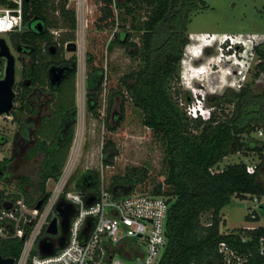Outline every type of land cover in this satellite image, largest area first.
<instances>
[{
    "label": "trees",
    "instance_id": "obj_1",
    "mask_svg": "<svg viewBox=\"0 0 264 264\" xmlns=\"http://www.w3.org/2000/svg\"><path fill=\"white\" fill-rule=\"evenodd\" d=\"M0 2L3 4L4 0ZM95 3L99 5V13L91 22L94 29L101 32L117 29L107 43L108 53L115 46H124L138 67L114 81L92 54L86 53V86L93 89L87 110L94 118H99L97 109L101 108L104 95L106 106L102 121L108 132H115L123 124L127 110H131L138 116L140 125L159 143L162 152V180L151 179L147 170L134 168L130 174L105 178L107 190L113 198H119L113 195V188L127 187L130 193L167 199V244L158 264H221L218 253L221 242L246 251L251 245L242 244L239 235L220 232L224 225L221 213L235 199L259 200L264 196V181H260L264 156L263 161L254 166L253 173L247 172L244 162L227 165L221 170L216 167L224 158L236 153L262 155L264 142L251 135L257 132L264 135V88L255 93L246 85L238 91L227 90L214 99L213 105L221 108V113L226 105L232 106L230 114L223 118L216 112L208 119L188 116L177 101L178 92H172V88L180 80L183 50L189 42L187 25L191 16L208 8L205 0H95ZM67 5L68 0H23V24L39 18L51 31H63L60 34L63 44H72L76 42V17ZM253 50L260 61L255 75L258 76L264 72V45ZM74 83L69 105L75 94ZM117 97L121 104L113 118L116 124L111 125L110 111ZM72 136L74 134L69 133L65 150L57 161L51 159L46 163L41 197L46 194V183L55 181L60 175L72 146ZM243 137L247 139L244 141ZM108 149L115 151L111 140L102 148L105 165H111L114 159ZM77 170L71 177L74 189L83 195L97 193L99 172L90 170L79 174ZM116 194L121 195V190L117 189ZM48 196L47 192L46 199ZM24 203L34 208L27 199ZM259 210L264 216V206ZM258 217L256 214L253 220ZM246 219L252 220L249 214ZM238 231L243 234L242 229ZM263 232L264 228H257L247 234L256 238ZM22 249L19 239L0 240L3 258L16 262ZM35 254L33 250L32 255Z\"/></svg>",
    "mask_w": 264,
    "mask_h": 264
},
{
    "label": "rangeland",
    "instance_id": "obj_2",
    "mask_svg": "<svg viewBox=\"0 0 264 264\" xmlns=\"http://www.w3.org/2000/svg\"><path fill=\"white\" fill-rule=\"evenodd\" d=\"M77 2L78 0H68L67 7L74 13L78 6ZM205 2L208 8L191 16L187 25L186 35L189 42L183 50L180 80L173 85L172 92H178L177 101L188 116L192 118L201 116L203 119H208L212 113L216 112L218 117L223 118L225 114H230L232 106L226 105L223 107L224 113H221V108L213 105L214 99L227 90L238 91L246 85L250 86L255 93L264 88V72L255 76L260 61L253 50L256 46L264 45V0H205ZM98 8L99 5L95 3V0H85L81 18L75 13V40L79 42L78 44L75 42L77 45L75 54L77 122L72 144L80 146L76 155L75 170L78 169L79 174L90 170L98 171L99 174L103 173L105 178H108L115 174H130L132 169L142 168L149 172L151 179L162 180L160 177L161 147L150 131L140 125L139 118L134 112L128 109L123 124L118 126L115 132H108L102 121L106 106L104 95L102 106L97 109L99 118H94L93 113L87 110L86 53L92 54L96 63L102 66L106 74L114 81H118L124 74L138 67V63L129 57L124 46H115L113 51L108 53L107 43L117 29L112 32L94 29L91 22L98 15ZM79 23L81 31L78 28ZM62 32L59 30L53 35L58 37ZM1 37L10 43L13 33L4 34ZM225 38H228L227 46L221 53L218 44ZM134 40L137 41L136 38ZM3 71L4 67L0 71V78ZM120 104L119 97L113 100L110 111L111 125L116 124L113 118L119 112ZM4 125V130L8 133L12 127L11 119L0 118V128ZM251 137L264 142V135L261 132L253 133ZM243 138L244 141L247 139ZM107 140H111L115 147V151L108 149V152L114 155L111 165H105L102 162L104 157L102 148ZM5 156L6 152L0 151V159ZM263 156L264 151L262 155L252 152L236 153L224 158L216 170L239 162H244L247 166H257L263 161ZM260 172V181H264V165ZM5 190L14 191L12 187ZM262 206H264V196L258 201L255 198L235 199L231 205L222 210L224 225L220 227V232L228 233L264 227V216L259 210ZM19 210L20 214H25V210L30 209L26 205L25 207L20 205ZM251 212L257 214L258 219H246V215ZM139 247L144 250L142 245ZM116 257L123 259L119 254Z\"/></svg>",
    "mask_w": 264,
    "mask_h": 264
},
{
    "label": "built area",
    "instance_id": "obj_3",
    "mask_svg": "<svg viewBox=\"0 0 264 264\" xmlns=\"http://www.w3.org/2000/svg\"><path fill=\"white\" fill-rule=\"evenodd\" d=\"M84 2H77L75 13L79 18ZM22 26L23 0L0 2V37L17 33ZM80 26L79 23L81 31ZM52 33L56 34V31ZM76 42L78 44L79 40ZM79 148V145L72 144L60 175L55 181H48L49 196L39 210L29 208L25 214H20L19 206L25 207L22 201L5 200L10 208L0 210V240H20L24 237L20 258L14 264H158L167 244V199L140 193L113 198L106 188L103 173L100 174L97 193L83 195L76 191L71 177ZM254 170V166H247L248 173ZM87 197L94 199L90 206L85 205ZM61 199L76 209V215L70 220L65 246L57 249L52 256L41 257L37 252V243L46 236V229L56 216L55 206ZM249 215L253 220L255 214L251 212ZM88 219L92 220V227L83 237L82 231ZM257 228L264 227L242 229L243 234L228 232L239 235L242 244L251 246L241 251L226 242L219 243L221 264H264V232L256 238L247 234ZM140 245L144 250L140 249ZM121 248L127 251L128 258L116 257L122 252ZM33 250L35 255H32Z\"/></svg>",
    "mask_w": 264,
    "mask_h": 264
},
{
    "label": "flooded vegetation",
    "instance_id": "obj_4",
    "mask_svg": "<svg viewBox=\"0 0 264 264\" xmlns=\"http://www.w3.org/2000/svg\"><path fill=\"white\" fill-rule=\"evenodd\" d=\"M10 43L16 66L15 99L9 115L0 117L10 118L12 124L8 133L5 125L0 128V151L6 152L0 159V210L7 198L19 197L23 205L25 199L34 206L39 201L44 204L48 182L43 197L40 186L46 163L51 159L57 161L77 122L75 94L69 105L77 73L72 46L63 44L60 35H51L48 25L39 18L23 24L19 32L13 33ZM4 66L5 62L0 60V71ZM87 81L88 108L93 89H87ZM10 187L14 191L5 190Z\"/></svg>",
    "mask_w": 264,
    "mask_h": 264
},
{
    "label": "water",
    "instance_id": "obj_5",
    "mask_svg": "<svg viewBox=\"0 0 264 264\" xmlns=\"http://www.w3.org/2000/svg\"><path fill=\"white\" fill-rule=\"evenodd\" d=\"M72 46V51L76 52L77 45L69 44ZM0 60L5 62L4 73L0 78V117L8 116L10 110L13 107V101L15 99L14 94V83H15V59L10 52V47L6 39L0 37ZM120 189L122 194H116V190ZM130 188L115 187L113 188V195L116 197L126 196L130 193ZM93 197L85 198V205L90 206L93 203ZM42 201H39L35 206L34 210L41 208ZM3 208L9 209L10 204H4ZM56 216L52 218L47 229L46 236L41 238L37 243V252L41 257L52 256L57 249H62L65 246L66 239L68 236L70 220L76 215V209L61 199L55 206ZM92 227V220L88 219L85 228L82 231V236L86 237ZM24 242V237L20 239ZM0 264H14V260L11 258H3L0 255Z\"/></svg>",
    "mask_w": 264,
    "mask_h": 264
},
{
    "label": "clouds",
    "instance_id": "obj_6",
    "mask_svg": "<svg viewBox=\"0 0 264 264\" xmlns=\"http://www.w3.org/2000/svg\"><path fill=\"white\" fill-rule=\"evenodd\" d=\"M76 44V43H75ZM210 46V45H209ZM208 46V47H209ZM227 46V40H223V41H220V43L218 44V48L220 49L221 53L223 52V50H225V47ZM209 48H207L208 50ZM206 50V49H205ZM226 52V51H225ZM222 60V56L220 54V61Z\"/></svg>",
    "mask_w": 264,
    "mask_h": 264
},
{
    "label": "crops",
    "instance_id": "obj_7",
    "mask_svg": "<svg viewBox=\"0 0 264 264\" xmlns=\"http://www.w3.org/2000/svg\"><path fill=\"white\" fill-rule=\"evenodd\" d=\"M122 252L120 253V255L123 257V258H128V254H127V251H125L123 248H121ZM132 250V249H131ZM134 255L135 254V251L132 252Z\"/></svg>",
    "mask_w": 264,
    "mask_h": 264
},
{
    "label": "bare ground",
    "instance_id": "obj_8",
    "mask_svg": "<svg viewBox=\"0 0 264 264\" xmlns=\"http://www.w3.org/2000/svg\"><path fill=\"white\" fill-rule=\"evenodd\" d=\"M57 32V31H56ZM51 33H52V31H51ZM53 34V33H52ZM78 141H79V136H78Z\"/></svg>",
    "mask_w": 264,
    "mask_h": 264
}]
</instances>
